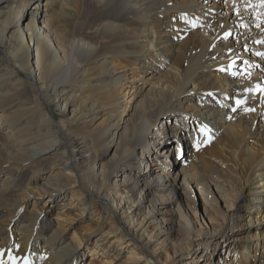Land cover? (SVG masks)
Wrapping results in <instances>:
<instances>
[{
    "label": "bare ground",
    "instance_id": "6f19581e",
    "mask_svg": "<svg viewBox=\"0 0 264 264\" xmlns=\"http://www.w3.org/2000/svg\"><path fill=\"white\" fill-rule=\"evenodd\" d=\"M164 55L165 64L174 57L170 65L151 63ZM136 61L151 67L140 84L125 86L141 73L128 76ZM0 110V264L77 261L82 236L63 237L40 215L43 206L24 209L28 195L54 203V193L62 199L57 221L79 203V214L98 210L84 233L107 217L93 253L117 233L108 241L117 254L127 237L141 242L132 264L151 256L183 264L181 252L195 241L205 264L264 260V231H234L264 221V0H0ZM100 114L101 128L87 130ZM173 130L181 142L168 141ZM173 146L188 166L152 169ZM108 147L114 156L102 161ZM137 156L149 172L130 169ZM122 163L130 168L112 179ZM191 189L204 190L197 204ZM197 206L205 226L191 214ZM221 226L225 237L212 238L207 229ZM221 243L219 253L234 251L238 262L213 254ZM157 246L169 250L157 256Z\"/></svg>",
    "mask_w": 264,
    "mask_h": 264
},
{
    "label": "rangeland",
    "instance_id": "374dc122",
    "mask_svg": "<svg viewBox=\"0 0 264 264\" xmlns=\"http://www.w3.org/2000/svg\"><path fill=\"white\" fill-rule=\"evenodd\" d=\"M223 8L224 7L221 4L217 9L222 12ZM23 16H24V14H21L20 19H22ZM168 56H170V55L160 56L157 59V61H155V62L152 61L151 63H154L156 65H159V64L165 65V66H163L165 68L166 66L170 65L172 63V61L174 60V57H172L166 63L167 64L166 65L164 62L166 61ZM143 64L144 63H139L138 61H136V63L128 64L127 68L130 70V71H128L129 77L132 74V70H135L137 72L139 71L141 73L136 77L138 79L127 80V83L125 84V86L128 85L129 87H131L133 84H138V83L140 84L141 78L146 77V75H145V72H147L146 69H149L151 66H150V62L147 63L148 67H142ZM129 87L125 88L123 90V93H125L129 89ZM221 95H223V93H220L219 95H217L216 99L218 100L221 97ZM47 109H48V111H50L49 107H47ZM53 109H55V108L53 107ZM62 112L66 116V119H68V117H69L68 112L67 111L64 112L63 110H62ZM100 113L102 114V110L100 111ZM101 114H100V117H98V119L95 122H92V124H88L85 128L87 130H92V129L98 130V129H100L102 126L101 124H99L100 120L102 119ZM179 114L180 113L178 112V114H175V115H179ZM0 115H1V110H0ZM163 118H164V116H159L158 119L156 120V124L161 125ZM187 118H189V116ZM1 122H2V119L0 116V126H1ZM123 127H124V124H122L121 128H119V132H123ZM218 127H219V125H216V127L211 131L216 133V129ZM5 130L6 129H2V131H5ZM3 134H6V133L3 132ZM172 136H173V138L171 139ZM178 136H179L178 134H176V136H174L173 134H169L167 139L172 144H175V142H176L175 140H178ZM159 141H160V139L157 137V142H159ZM163 141H165V140H162L161 142L163 143ZM181 141L182 140H180V138H179V142H181ZM213 142H214V139H212V141L210 143L212 144ZM173 148H174V151H173L172 156L171 155L169 156L168 153H165V154L157 157V160L154 161L155 165L152 167V169L160 170L164 164V161L166 162L164 165H168V166H170V163H172V162L176 163V164L177 163L182 164L184 162V166L187 167L189 164L188 162H185V161H188L186 159L187 154H185V152H182L180 150V148L176 149L175 146H173ZM113 156H114V147L113 148L108 147L105 150V152L103 153L102 161H106L108 159H111ZM138 157L139 156H137V160L139 159ZM137 163L139 164V166L135 165V167H132V168H130V166H128L129 163L120 164L119 167L112 174L111 178L112 179L116 178L117 177L116 175H118V173L121 172V168L123 166H126L127 168L129 167L130 169H133V170L139 169V170L143 171V173L149 172L150 169L147 168V170H146V167H145L146 165H144L143 167L141 166L142 165L141 163H143L142 161L140 162V160H138ZM43 174L45 176L48 175L49 170L48 169L43 170ZM36 179L37 180H35V181L38 182L40 178L37 177ZM200 191L202 192V193L200 192L201 194H199V196L201 195V198L198 196V193L196 196L195 191L192 189L190 191L191 194H189V193L187 194V198H193L194 197L195 203L197 204L198 200H202V196L203 197L205 196L204 190L201 189ZM155 194L157 195L159 193H155ZM55 195L56 194L54 193V203H48L47 194H43L40 198H37L34 195H28V197L23 201L24 209L26 207L27 210H30L32 208H36V206H43V207H41L42 212L40 213V215L44 219L48 220L49 222L58 223L60 228L63 230V235H62L63 237H67V238L72 237L75 235L74 232H77V236L83 237L78 242L79 248H76V250H75L76 251L75 252L76 257H78V258H77V261L74 262L73 264H132L133 263L128 258L133 256V255H138L137 251L141 248V246H140L141 242L140 241H138L135 237H134V239H130V237H127V239H128L127 241H129L130 244L128 246H125V247L123 245H121L120 246L121 250H119V253L117 254V252H116L117 250L115 248H113L112 246H108L109 239H111L117 235V233H113V234L109 235L105 240L103 239V240L98 241V242H100L99 243L100 247L98 248V252H95V253L90 252L91 247L93 246L92 242L96 238H98L100 236V234H102L103 229L110 226V224L108 223L107 217H103V224H102V219H100L101 225H98V227L96 229H93L92 231H90L88 233H84L87 228L92 227L91 222L95 221L96 217L98 216V214H97L98 210L96 208H87L86 210H84L82 212V214H79L81 212V206H83L82 203H79V204H81L80 206H74V207H71L69 210H66V213H65L66 220L65 221L64 220H62V221L58 220L57 221V219L55 218L56 214L59 213L57 206L62 202V199L56 198ZM69 195L70 194H67L65 199H67L69 197ZM198 197H199V199H198ZM96 201H98V203H101L99 200H96ZM262 203L264 204V201H262ZM50 204H52V205H50ZM235 205H236V202L231 207V210H234ZM47 206H52V207H47ZM162 206H165L166 209L171 210V211H173L175 209V205L172 204L171 202H164V204H162ZM94 207H99V206L97 205ZM259 210L260 209H253L252 216H258L259 219H261V215H263V212H261L259 215H256V212ZM191 214L196 215L198 223L201 224L202 226H205L206 221L202 217L201 210L198 206L191 208ZM161 215L164 216L165 218H168V217H171L172 214L163 213ZM117 219H119V218H117ZM87 223H89L91 225L89 227H85V225ZM194 225H197V224H195V222H194ZM165 226H170V223L166 222ZM10 227L15 228V229H13L15 231H19L20 230V222H18L15 225V227L14 226H10ZM247 227H248L247 231H246L247 228L246 229L245 228H241V229L239 228V229H236L234 231H242L241 232L242 234L249 237L251 234L261 233L264 231V221L259 220L257 222H250V224H248ZM78 229H79V231H78ZM207 230H208V232L211 233L210 236L212 238L220 239L221 236L225 237V234H226V232H225L226 230H225L224 226L216 227L213 230L212 229L210 230V228H209ZM16 236H17V234H15L14 236L10 235L8 237L9 240H8V242L5 243V245L6 244H13L16 240ZM3 237H4V233H3ZM3 237H2V235L0 236V242L2 241ZM260 239L261 240L263 239V238H261V235H260ZM86 241L88 242V245L85 246L84 243ZM43 244H44V240L41 239L39 242V245L43 246ZM150 245L152 246V243ZM222 245H223V243H221L220 246H214L213 251L209 250V252L212 251L213 254L215 256H217V258L223 257L229 261L238 262V255H236L234 251H227V249H224L221 252V254L219 253V251H220L219 249H221L220 247ZM102 248H103V250H101ZM131 248H134V249H131ZM167 250H169V249H166V248L161 247V246H157L155 254L158 256V254L165 253ZM201 250H203V249L200 247H197V244L195 241L188 249L181 252V256H182L181 263H183V264H205L207 261L204 259V256H201L197 253V252H200ZM146 253L143 254L144 256L142 257V260L144 258L151 256V253H149V252H146ZM194 253H196V254H194ZM260 258H262V256ZM260 258H258V256H257L256 264H258V263L264 264V260H260ZM148 260H149V264H156V263H154L155 256L149 257ZM160 260H162V259H160Z\"/></svg>",
    "mask_w": 264,
    "mask_h": 264
},
{
    "label": "trees",
    "instance_id": "16d2710c",
    "mask_svg": "<svg viewBox=\"0 0 264 264\" xmlns=\"http://www.w3.org/2000/svg\"><path fill=\"white\" fill-rule=\"evenodd\" d=\"M173 137H171V139H172Z\"/></svg>",
    "mask_w": 264,
    "mask_h": 264
}]
</instances>
